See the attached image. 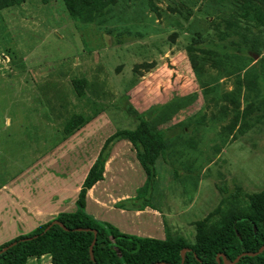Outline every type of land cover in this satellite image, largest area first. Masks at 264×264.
<instances>
[{
  "label": "rangeland",
  "instance_id": "obj_1",
  "mask_svg": "<svg viewBox=\"0 0 264 264\" xmlns=\"http://www.w3.org/2000/svg\"><path fill=\"white\" fill-rule=\"evenodd\" d=\"M240 2L115 0L88 22L71 19L62 0L0 9V203L8 188L40 198L73 185L117 128L135 126L112 106L128 103L154 108L151 127L168 135L151 194L141 200L172 207L180 214L172 223H183L179 234L188 240L196 233L189 225L215 213L226 193L264 191L263 81L259 109L245 122L247 74L258 64L255 52L264 57V9L242 19ZM75 77H85L88 97L107 109L68 137L88 144L68 145L62 123L83 107ZM130 156L114 162L102 186L137 195L146 178L134 150Z\"/></svg>",
  "mask_w": 264,
  "mask_h": 264
},
{
  "label": "trees",
  "instance_id": "obj_2",
  "mask_svg": "<svg viewBox=\"0 0 264 264\" xmlns=\"http://www.w3.org/2000/svg\"><path fill=\"white\" fill-rule=\"evenodd\" d=\"M25 1L27 0H0V9L20 5ZM41 1L45 3L48 0ZM114 1L62 0L71 19L86 22L92 21ZM257 6L264 9V0H242L238 17L254 20L249 9ZM262 81L264 82V57H258V64L247 74L250 98L246 123L259 109L256 107V94L259 92L258 84ZM71 85L74 96L78 102L83 103V107L72 110L62 123V139L68 138L107 109V105L88 97L85 77L72 78ZM112 106L131 116L135 126L117 128L105 140L82 182L75 201L76 209L59 212L53 219L30 232L1 244L0 250L14 242L0 253V264H26L30 257L39 258L45 254L50 256L51 264H180L182 250L183 264H222L224 260L231 264H264V250L258 252L264 246V191L248 196L242 195L239 189L226 193L215 213L194 222L196 233L192 244L183 237L164 240L128 234L86 211L87 190L104 178L105 163L110 156L111 147L121 139L128 140L133 145L146 180L134 198L120 201L117 207L125 208L128 206L126 203L132 209L151 206L148 198H141L145 193L151 194L156 177L155 161L161 155L164 141L168 138L165 132L151 127V119L156 112L154 108L140 112L130 103L123 108L117 104ZM211 216H215L216 220L208 222ZM53 220L59 221L61 225L52 224L45 230ZM236 257L237 260L232 263Z\"/></svg>",
  "mask_w": 264,
  "mask_h": 264
},
{
  "label": "crops",
  "instance_id": "obj_3",
  "mask_svg": "<svg viewBox=\"0 0 264 264\" xmlns=\"http://www.w3.org/2000/svg\"><path fill=\"white\" fill-rule=\"evenodd\" d=\"M82 128H80L78 131H80ZM77 136L80 138L84 135L78 133ZM84 138L85 140L81 141L78 140L77 137H70L68 139L66 138L64 142L65 144L68 143V145L74 144L76 142H85L88 144V139L90 140V138L85 136ZM124 140L117 143L116 146L120 145V148L117 150L115 149L113 153L111 152L109 158L107 159L105 163L104 178L96 182L91 188L87 190L86 211L95 218L109 222L118 227L122 232L128 234L153 238L160 237L164 240H176L180 237H183L188 243H194L195 241L192 242L182 234H179L180 228L183 226L181 221H177L181 227L176 226L177 223L176 225L172 223L174 222L172 219L180 216V214H174L176 212L172 207L169 206L168 210L166 211H162L160 208L163 205H155L151 207L147 206L144 209L117 207V203L120 201L134 198L135 193L123 189L109 190L106 185H101V183L108 178V172L111 171L115 161L123 160L125 163L124 160H127V157H131L130 155L132 151L134 150L135 152L133 145L128 140ZM96 157L97 149L95 153L91 155L88 169L83 173L82 176H80L81 178L79 180L75 181V183L67 189L52 188L50 192L47 193L48 197L35 198L33 195L29 197L26 194L20 193L21 195H24V198H21L19 192L8 188L9 190L5 195L7 197L6 202L4 203V201H1L3 204L0 203V211L1 209H4L3 211L6 212L4 215L0 213V226L2 225L4 228V234L0 239V245L20 234L30 232L38 225L46 223L47 221L51 220V218L53 219L59 212L74 211L76 209L75 201L77 199L82 182ZM156 162L157 159L155 164ZM116 172L117 171H113L115 176ZM1 188L2 189H0V193L2 190H6L5 186H2ZM13 194L18 196V202H15L17 197ZM15 208L16 211H13ZM148 223H151L152 226ZM11 226H14L15 229ZM189 226L194 227L195 232V224L192 223ZM152 229L155 232H152ZM26 264H51L50 256L45 254L39 258L30 257Z\"/></svg>",
  "mask_w": 264,
  "mask_h": 264
},
{
  "label": "water",
  "instance_id": "obj_4",
  "mask_svg": "<svg viewBox=\"0 0 264 264\" xmlns=\"http://www.w3.org/2000/svg\"><path fill=\"white\" fill-rule=\"evenodd\" d=\"M254 56V58H258V55L257 54H254L253 55ZM52 224H60L61 225V223L59 222V221H57V220H53L46 228H45V230H47ZM254 229H255V227H254ZM95 242V239L93 240V243ZM93 243H92V245H93ZM12 244H14V242L13 243H10L9 245H7L6 247H4L3 249H1L0 250V253L1 252H3V251H5L8 247H10ZM92 245H91V247H92ZM91 247H90V254H91V257L93 258V254H92V250H91ZM261 250H264V246L263 247H261L259 250H258V252H260ZM183 252H184V250H182V260H181V263L180 264H183V262H184V257H183ZM237 258L238 257H236L234 260H233V262L232 263H234L236 260H237ZM222 264H231V263H229V262H227L226 260H224L223 261V263Z\"/></svg>",
  "mask_w": 264,
  "mask_h": 264
}]
</instances>
